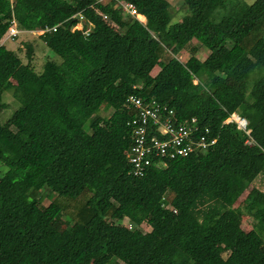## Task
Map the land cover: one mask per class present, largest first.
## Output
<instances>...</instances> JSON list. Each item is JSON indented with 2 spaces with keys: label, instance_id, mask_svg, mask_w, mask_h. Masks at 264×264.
<instances>
[{
  "label": "trees",
  "instance_id": "1",
  "mask_svg": "<svg viewBox=\"0 0 264 264\" xmlns=\"http://www.w3.org/2000/svg\"><path fill=\"white\" fill-rule=\"evenodd\" d=\"M127 1L146 22L118 0H0V109L19 103L0 110V264H264V0H182L178 20L171 0ZM13 20L47 28L41 71L32 41L27 61L2 43ZM131 95L217 141L134 175Z\"/></svg>",
  "mask_w": 264,
  "mask_h": 264
},
{
  "label": "built area",
  "instance_id": "2",
  "mask_svg": "<svg viewBox=\"0 0 264 264\" xmlns=\"http://www.w3.org/2000/svg\"><path fill=\"white\" fill-rule=\"evenodd\" d=\"M118 2L124 12L141 18V14L138 13L132 2L127 0H118ZM102 15L104 19H109L107 14L102 13ZM79 23L82 24L81 27L78 26ZM75 28H83V22H78ZM46 29L37 30V32L40 34ZM89 29L90 27L86 32ZM22 31L17 22L13 20L8 30V37L14 39ZM128 103L138 110L137 116L129 121L134 142L125 151L126 157L132 165L131 173L134 175H142L157 159L160 160L159 164L166 163V160L177 156H186L206 150L217 141V137H210L208 127L203 129L200 126L195 116L180 120L175 110L167 104L156 100L146 101L136 95H131L128 98ZM231 120L237 121L239 126L244 129L247 126V120L235 116V114L227 119V121Z\"/></svg>",
  "mask_w": 264,
  "mask_h": 264
},
{
  "label": "rangeland",
  "instance_id": "3",
  "mask_svg": "<svg viewBox=\"0 0 264 264\" xmlns=\"http://www.w3.org/2000/svg\"><path fill=\"white\" fill-rule=\"evenodd\" d=\"M171 1L173 2V5H174L173 10L178 11L177 15L174 17V19L178 20L183 13V9L181 8V1L182 0H171ZM246 1L251 2L252 0H246ZM140 17H141L140 19H142L143 22H146V18L142 14ZM125 18L128 19L129 15L125 14ZM107 20H109V19H107ZM110 23H112V25L115 28H118V26L115 23H113V22H110ZM78 26L81 27L82 24L79 23ZM39 35L40 34L37 31L33 32V31L23 30L22 32L19 33L18 36H16L14 39H12V38L8 37V32H7L5 37L2 38V43L5 44L8 48H11V49H14L15 51H17V53L20 55V57L23 59V61H27V56H26L27 47L25 46L24 43L26 41H32L34 43V46H35L34 54H33V63L35 65L36 70L41 71L43 68V64H44L46 59L51 58L53 56L54 57H57V56L54 55L52 50H50L49 47L45 43L42 42ZM208 52H209V50L202 45L198 49L197 55L201 59H205L208 55ZM189 55H190L189 52L182 51L178 56L181 60L186 61L188 59ZM159 70H160V67L156 66L152 70V73L157 74V72ZM3 103H6V106H4L0 109L1 115L3 118L10 116V114L13 112V110L19 105L18 101L16 99L14 100V98L12 97L11 90L4 93ZM6 168L7 167L2 162H0V171H4V170H6ZM254 185L259 186L261 189L264 190V176H259L255 180ZM248 191L249 190H247L241 198H244ZM44 203L45 204L50 203V200L46 196H44ZM63 217H64V220L65 219L68 220L66 215H63ZM123 222L128 224V225L130 224L127 220H124ZM253 222H254L253 216L244 215V218L242 220V227L246 230H250L252 228ZM141 228L144 231H148L151 229V227L147 223H143L141 225Z\"/></svg>",
  "mask_w": 264,
  "mask_h": 264
},
{
  "label": "clouds",
  "instance_id": "4",
  "mask_svg": "<svg viewBox=\"0 0 264 264\" xmlns=\"http://www.w3.org/2000/svg\"><path fill=\"white\" fill-rule=\"evenodd\" d=\"M233 114H235V116H239V115H238L237 113H235V112H234ZM242 118H243V117H242Z\"/></svg>",
  "mask_w": 264,
  "mask_h": 264
},
{
  "label": "crops",
  "instance_id": "5",
  "mask_svg": "<svg viewBox=\"0 0 264 264\" xmlns=\"http://www.w3.org/2000/svg\"><path fill=\"white\" fill-rule=\"evenodd\" d=\"M144 16V15H143ZM145 17V16H144Z\"/></svg>",
  "mask_w": 264,
  "mask_h": 264
}]
</instances>
